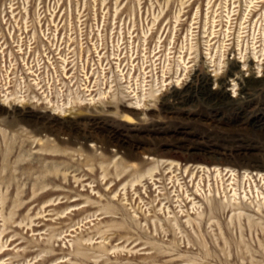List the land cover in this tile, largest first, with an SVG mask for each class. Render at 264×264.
Instances as JSON below:
<instances>
[{"label":"rangeland","instance_id":"374dc122","mask_svg":"<svg viewBox=\"0 0 264 264\" xmlns=\"http://www.w3.org/2000/svg\"><path fill=\"white\" fill-rule=\"evenodd\" d=\"M250 1L0 0V264H264V0ZM135 91L154 94L141 110ZM158 161L258 180L237 190L242 215L230 176L227 194L204 181L225 205L201 196V229L183 217L174 233L176 189L169 203L160 183L133 186ZM117 228L142 247L106 255Z\"/></svg>","mask_w":264,"mask_h":264},{"label":"bare ground","instance_id":"6f19581e","mask_svg":"<svg viewBox=\"0 0 264 264\" xmlns=\"http://www.w3.org/2000/svg\"><path fill=\"white\" fill-rule=\"evenodd\" d=\"M250 3H253L252 0L250 1ZM234 68H235V65L233 64L231 66V69H234ZM135 94H136V96L134 98L135 99L134 103H131L128 105L129 108L134 109V110H141L142 109L141 108V102H143V100H145L148 97L154 96L153 92H149L148 97H147V93H144V92H143L142 96L138 95V93L136 91H135ZM101 95H103V94H101ZM14 99H9V97L4 98L2 100L1 104L6 106L9 102H11L10 100H14ZM15 101L20 104V102L22 100L16 99ZM18 106H20V105H18ZM66 108L67 107H65V106H63V107L57 106L53 113L60 115V114L65 112ZM259 119L260 118H255L253 120V123L260 125V126H264V123H261L263 121V119L260 121H259ZM128 120H131V117H128ZM142 165L147 166V162H143ZM166 166H168V167L166 168ZM175 166H178V164L176 165L174 162H170L169 164H167V162H163V161H158L157 163H152L151 167H149V169H147V170L144 169L146 172L144 174H142L133 183V186H135V187L143 185L144 182H149V181L151 182V184L154 183V185H156L157 183H160L161 186H159L158 188L162 187V188H160L161 192L162 191L165 192V193H163V196L166 197V198L165 197L164 198L166 200H168L169 203H171L173 201V199H171V192H169L168 186L172 185V188L176 189L175 193H177V196H176L177 197V204H178L177 208L179 210L178 211L176 209L173 211L168 210V222L170 223L169 227L174 233L177 230H182V224L180 221H181V218H183V217L187 218V220L185 222V226L193 228L196 225L199 229H201V224H202L201 218L203 217V214H201V212L199 211L200 208H198L196 206V205H198V202L196 200L200 199V197L202 196L203 199L207 201L210 209L213 208V203L215 202V204H216L218 201V199H216L215 197H213L211 199H210V197H207V194H206L205 190L203 189V183H205L206 181H207V184L209 186V194L210 195L212 194L211 186L213 185V184L211 185V182H214V184L216 185L215 186L216 191L217 190L220 191V189H222L223 193L227 194L226 191L228 190L229 186H226V183L229 179H231L232 180L231 182H233V183H231V187H232V190H234L233 196L226 200V205H225V202H223V200H221V202H219V201L218 202L221 205L224 204L226 207H232L233 209L235 208L237 211L239 210V215H242L243 213L241 211V208H242L241 206L244 205L245 201L248 199V196H247L248 194L245 193L244 197H242L241 195L239 196V193L237 192V190L240 188H243L244 191H246V185L247 184L249 185V187H252L251 183L253 182V180H255V182L258 180V179H254L255 177L253 175H251L250 173H248L247 171L240 177L233 170H228V169L223 170V169H220L219 167H214V169H212V168H208V167H204V166H197V167H193L194 169H189V167H187L181 173H178L177 170L174 169ZM199 173L202 174L205 179L203 178V176H201L199 178V176H198ZM169 175H170V177H168ZM257 175H259V174H257ZM228 176H230V177L228 178ZM261 176L263 177V175H261ZM188 178L191 179L189 182L187 180ZM227 178H228V180H227ZM190 183H193V188H194L193 190H195V191H192L189 189ZM204 192H205V195H204ZM258 194H259V192H258ZM262 195H263V197H261V195H259L260 198H262V199H259V203H258L259 207L264 205V192H262ZM154 202H156V200L153 201L152 204H154ZM173 203H174V201H173ZM188 204H192L193 207L191 208V210L188 209V207L186 206ZM172 206H173V204H172ZM170 207H168V209ZM214 207H217V206L214 205ZM215 209H217V208H215ZM159 211L161 212L162 209L158 210L157 212L154 211L156 218H159V216H158ZM191 212H194L197 215V218L192 219V217H191L192 213ZM115 214H118V213L115 212V210L114 211L112 210V211H108V212L106 211L102 215H105L106 217H104L103 219H106V218H110V216H108V215H115ZM133 217H134V219L131 218L132 222L133 223L137 222V218H136L137 216H133ZM157 221L162 222V220L160 218ZM160 225H161L162 229L165 226V225L163 226V222ZM154 226L158 227L157 224H154ZM117 229L118 230H113V233H110V234H109V230H108V232L105 231L104 234L101 232L102 233L101 235H103L102 239L104 241L103 246L101 245L102 246L101 248L103 249V252H105L106 255H108V253H111V251L118 250L120 248V246H114L113 245V243L115 241H120L121 242V243H119L120 245L121 244H124V245L127 244L128 247L131 245L133 246L134 244L138 243V240H133V237L131 236L132 233L129 232V231H131V230H129V228H126V229L120 228V230H119V228H117ZM3 233H4V231L0 232V239L3 235ZM125 235H127V236H125ZM89 241H93V239L90 238L88 240V242ZM106 241H107V243H106ZM141 244H142L141 242L136 244L134 246V248H138L139 246H141ZM124 245L121 248L124 249L125 248ZM81 246H83V244ZM5 247H6V245L3 244L1 247V250ZM134 250H136V249H134ZM130 252H131V250H130ZM5 253L6 252L1 253L0 256H2ZM119 256L120 255H118L117 257L119 258Z\"/></svg>","mask_w":264,"mask_h":264}]
</instances>
